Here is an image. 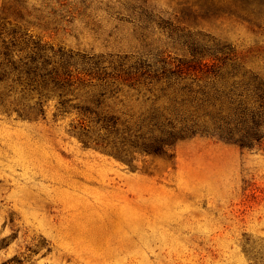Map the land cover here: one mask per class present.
I'll list each match as a JSON object with an SVG mask.
<instances>
[{"label": "rangeland", "instance_id": "374dc122", "mask_svg": "<svg viewBox=\"0 0 264 264\" xmlns=\"http://www.w3.org/2000/svg\"><path fill=\"white\" fill-rule=\"evenodd\" d=\"M261 89L264 0H0V264H264Z\"/></svg>", "mask_w": 264, "mask_h": 264}, {"label": "trees", "instance_id": "16d2710c", "mask_svg": "<svg viewBox=\"0 0 264 264\" xmlns=\"http://www.w3.org/2000/svg\"><path fill=\"white\" fill-rule=\"evenodd\" d=\"M4 48L5 51L3 55L6 59H8L9 49L8 47ZM34 49L38 52V45H35ZM30 58L32 62L35 61L34 57ZM9 63L14 65V63L10 61ZM258 94L259 100L257 105L251 109H245L241 114H239V119L236 124V132H230L224 136L229 141H232L241 147L252 148L258 146L260 148H264V89H261Z\"/></svg>", "mask_w": 264, "mask_h": 264}]
</instances>
